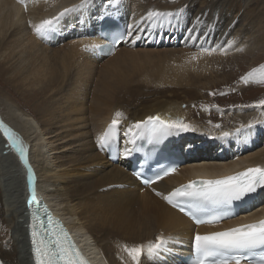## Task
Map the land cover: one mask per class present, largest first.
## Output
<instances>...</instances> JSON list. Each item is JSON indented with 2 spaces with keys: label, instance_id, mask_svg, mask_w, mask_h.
I'll return each instance as SVG.
<instances>
[{
  "label": "bare ground",
  "instance_id": "6f19581e",
  "mask_svg": "<svg viewBox=\"0 0 264 264\" xmlns=\"http://www.w3.org/2000/svg\"><path fill=\"white\" fill-rule=\"evenodd\" d=\"M186 1L184 3L194 2ZM80 3L81 0H25V3L0 0V75L4 80L13 85L14 90L17 86V89L32 88V79L39 80L40 84L48 82V77L52 84L71 81H67L71 85V90L67 91L68 102H62L61 106L44 104L37 115L39 123L18 104L4 99L10 122L6 123L3 116L0 121L10 127L28 149L37 200L46 205L55 220L68 225L71 235L94 264H134L125 246L143 245L146 249L157 243L158 238L166 241L167 250L151 255L145 251L140 264H185L182 258L192 255L196 233L223 231L226 227L260 221L264 217V188L244 198L250 206H244L235 220L204 227L194 226L170 207L164 197L192 180L218 179L248 168H264V148L260 149L264 145L260 140L264 123L248 127L254 121H264V116L249 114L234 119L242 120L243 128L239 125L232 127L233 130L225 127L215 132L206 131L189 120L192 112L183 111V102L179 99L180 92L200 86L203 81L207 84L202 87L206 86L208 91L213 78H221L224 73L218 66L260 48L264 35L254 37V43L249 44L247 40L255 26L241 29L240 21L233 23L228 15L218 19L204 0L192 4L197 8L185 10L178 2L174 6H163V0H90L83 8L61 17L45 36L35 32V26L42 21ZM180 9H183L180 15L170 18V22L146 20L140 23L149 11L177 12ZM108 20L120 22L125 34L132 26V36L126 35V41L105 58L99 55L98 49L106 44L100 31ZM52 33L59 36L57 41L48 39L47 35ZM177 46L183 47L177 50ZM133 61L148 62L153 68L142 73L138 82L117 74ZM113 78L117 79L112 81ZM80 82L88 89L84 97L78 95ZM253 82L257 81L249 83ZM218 83L214 80L212 84ZM88 97H91V105L86 108L84 101ZM128 108L129 112L124 113ZM150 116L181 120L194 129L174 131L175 138L168 146L172 149L180 145L186 148L194 140L201 146L205 138L199 140V135L211 140L217 136L223 138V145L214 149L216 157L204 159L209 148L207 154L202 152L193 161H187L184 156L185 166L145 188L132 176L129 161L134 156H129L134 153L136 142L139 141L138 150L145 145L143 138L139 140L135 123L146 121ZM113 119L120 120L116 127L120 132L118 165L108 160L107 153L98 144V137L107 132ZM87 126V132L77 135ZM181 134L199 138L184 139L178 145L176 138ZM229 141L227 147L235 143V148L229 150L231 154H226L225 145ZM111 145L109 142L108 146ZM125 150L129 155L125 156ZM27 176L19 154L8 146L0 132V264H34L28 231L31 193Z\"/></svg>",
  "mask_w": 264,
  "mask_h": 264
},
{
  "label": "snow or ice",
  "instance_id": "6c2138e0",
  "mask_svg": "<svg viewBox=\"0 0 264 264\" xmlns=\"http://www.w3.org/2000/svg\"><path fill=\"white\" fill-rule=\"evenodd\" d=\"M20 2L25 3V0H20ZM87 3H90V0H81L79 5L65 8L58 16L46 19L36 25L35 32L42 37L45 36L51 30V26L61 17L78 8H83ZM182 11L183 9L177 12L149 11L145 17L141 18L140 23L142 24L146 20L153 21V23L156 21L170 22V18L178 17ZM126 35L132 36V26H129ZM124 39L125 36L122 35L116 37L114 42L122 43ZM91 47L99 48L100 46L92 45ZM203 51L211 52L215 49H203ZM252 80L264 83V65L252 69L241 77V81L245 84ZM210 95H215V93H210ZM257 106H264V100L258 101ZM116 116H120V113L117 112ZM256 123H264V121H254L248 127H253ZM118 125L119 120L113 119L108 131L98 137V144L101 147L110 142ZM134 127L139 130L140 137H147L150 143L163 141L173 135L176 130L185 132L194 130L181 120H164L159 116H150L146 121L136 122ZM241 127L243 128L244 125ZM131 130V128L128 129L129 132ZM0 132L6 138L8 146L19 154L20 160L27 168V180L31 193L29 205H40L41 202L36 197L35 177L29 164L28 149L25 148L20 137L3 121H0ZM224 135L227 136L229 133H224ZM124 154L125 156L129 155V151L125 150ZM174 171V168L167 169L164 175ZM156 179H160V177L158 176ZM152 182L154 181H145V183ZM258 188H264V168L261 167L248 168L235 175L218 179L192 180L174 189L164 199L173 207H178L180 211H187L197 224H213L227 218L228 206L257 192ZM157 195L160 194L157 193ZM45 212L47 213L46 208ZM197 213H201L203 216H198ZM32 219L34 223L31 226V236L35 264H87L74 243L70 241L67 231L59 221L53 220L50 213H47V226H45L44 219L37 213H33ZM165 245L166 241L158 238L157 243L149 245L146 249L143 245H137L125 246L124 250L134 264H140V259L145 251L149 255L161 250L166 251ZM193 248L194 257L191 264H264V254L258 252V250H264V220L240 224L223 231L196 233ZM257 256L259 259L256 258Z\"/></svg>",
  "mask_w": 264,
  "mask_h": 264
},
{
  "label": "rangeland",
  "instance_id": "374dc122",
  "mask_svg": "<svg viewBox=\"0 0 264 264\" xmlns=\"http://www.w3.org/2000/svg\"><path fill=\"white\" fill-rule=\"evenodd\" d=\"M182 1L183 0H165V1L163 0L162 5L174 6L178 2L177 4H179V7H184V10L188 8L191 9L197 8V5L195 6L192 5L197 0H193L194 1L193 3H190L188 0H187L188 3H184L185 0L183 2ZM204 1H207L208 4L207 7L213 13L212 15L216 13L218 19L222 17L225 18L226 15H228L229 17L227 18H229L230 21H232L233 23H238L240 21V24H242L241 29H244L245 27L247 28V25L255 26L256 29H251L250 31L251 32L250 39L248 37L247 40L249 44L254 43L253 42L254 37L259 38L264 35V0H204ZM198 5H200L199 2ZM219 27H217L218 30L222 29V27L220 28ZM224 27L225 26L223 25V28ZM260 28L262 29V31L257 30ZM182 47L183 46H177L176 49L179 50L182 49ZM250 52L251 53L249 54H245V55L240 54L235 56V60L230 62L229 64H225V66L222 65L218 66L219 70H223L224 73L221 76V78L219 77L216 79L213 78L215 81L216 80L219 81V83L217 85H213L212 83L214 80H212L211 84H209V87H207L208 91L206 90V86L202 87L204 83L205 85L207 84V82L203 81L202 83H200L201 84L200 86L196 85L195 87L196 89L193 88L195 90L191 89L189 91H184V93L180 92L181 98L179 99L181 103L183 102L181 104V109L183 111L189 110L192 112V117L189 119L190 121L195 122L196 125L200 126L202 129H205L206 131L207 130L216 131L218 129H223L225 127L226 128L231 127L230 129L233 130L232 127L244 124L242 120H240L239 122L234 120L238 117H243L249 114L264 116V106H257L258 101L264 100V83L253 82V83L245 84L241 81V77L245 76L252 69L260 68L261 65H264V42L261 43L260 48H258L253 52L250 50ZM131 64L132 65L129 66H123L122 69H119L117 72L119 76L127 77L128 81L129 79H134L135 82H138L139 77L141 76L142 73L148 70L151 71L153 69L148 62H144V61H133ZM2 78L3 77L0 75V116H3L5 118L6 123L10 121H8L9 116H7L9 114L8 106L6 103H4L5 98L8 99L10 103L18 104L22 108V111L29 112L38 123L40 121L37 118V115L39 114V112H41L42 108H44V104L48 105L53 103L54 105L59 104V106H61L63 103L68 102L67 101L69 95L68 92L69 90H71V85L69 83L71 82L70 79L67 80L69 82L66 81L68 86L66 82H61V81L52 84L50 77H48L47 79L48 82L45 80L43 81L42 84L39 83V80L32 79L30 80V86H33L32 88L23 87L24 89H26L24 90L22 87L17 89L18 87L17 86L16 89L14 90L15 87L13 85L11 86V84L7 83L4 80V78L3 79ZM114 79L117 78H113L112 81H114ZM45 82L47 83L45 84ZM229 82L230 85H228ZM51 85L53 87H51ZM79 86H80V91L82 92L79 91L80 93L78 92V95L84 97L85 93L88 92V89L85 86L84 82H80ZM39 89H42V91ZM57 90L60 91V94L57 93ZM93 90H95V88ZM203 93H205V96H203ZM210 93H215V95H210ZM90 99L91 97H88L84 101L85 105L84 104L83 105L87 106L86 108H88L91 105L89 103ZM203 102L210 104L208 106H203L204 104ZM123 112L124 113L129 112V108L123 110ZM209 116H211V118ZM217 125H219V127H217ZM259 127L262 128L261 125ZM88 129L89 126H87L84 130L78 131L77 135H80L83 131L87 132ZM260 133L262 134L260 140H262V143H264L263 128L260 129ZM188 135L189 136L186 135L183 136L181 134V136L178 138V141L182 143L185 141L184 139L188 140L193 138L192 140H194L200 137L199 140H201L202 139L201 137L205 138L201 146H198V144H196L194 140V142H190L192 144H189V146H187L186 148H184L183 146L180 148L182 149L181 150L182 155L187 157L189 160L194 158H199L200 153L202 152L207 154V150H206L207 148H209L208 150L209 152L208 155H205L204 159L216 157L217 153L214 151V149L216 147H222L223 145L222 144L223 138H220L218 136L214 137V140H211L209 139L208 136H201L199 134H198L199 137H195V138L193 136L191 137L190 134ZM199 140L197 139L196 141ZM234 144L232 145V147L235 148ZM228 145H230V141L227 142V144L225 145V149H227L226 154H231L229 153V150L232 147L228 148L227 147ZM263 148L264 145L260 149ZM116 258L121 260L118 255H116ZM146 263L148 264V262ZM149 264H156V263L149 262Z\"/></svg>",
  "mask_w": 264,
  "mask_h": 264
}]
</instances>
